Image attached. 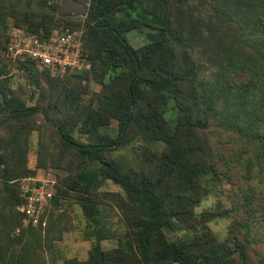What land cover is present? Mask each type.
<instances>
[{
  "label": "trees",
  "instance_id": "trees-1",
  "mask_svg": "<svg viewBox=\"0 0 264 264\" xmlns=\"http://www.w3.org/2000/svg\"><path fill=\"white\" fill-rule=\"evenodd\" d=\"M46 4L17 8L0 0V49L8 40L7 15L38 35L80 24L56 3ZM199 22L187 0H89L83 42L91 65L77 74L101 88L67 84L24 62L27 73L48 85L34 104L10 86L0 53V264H45L33 248L43 225L24 223L18 208L19 177L36 171L27 165L26 149L40 116L50 163L65 170L51 204L78 202L91 230L86 235L94 238L87 258L64 264H264V33L254 34L264 19L249 29L252 48H230L226 68L212 79L195 57L197 45L218 52L224 42L210 32L208 42ZM142 28L148 40L133 46L127 32ZM112 121L115 134L106 129ZM136 135L160 145L139 169L112 154ZM223 173L238 183L239 199L197 212ZM106 180L123 190L105 192L108 203L99 197ZM107 206L123 218L124 231L109 226ZM44 215L49 234L52 208ZM218 216H232L223 238L205 224ZM105 237H115L116 245L103 247Z\"/></svg>",
  "mask_w": 264,
  "mask_h": 264
},
{
  "label": "rangeland",
  "instance_id": "rangeland-1",
  "mask_svg": "<svg viewBox=\"0 0 264 264\" xmlns=\"http://www.w3.org/2000/svg\"><path fill=\"white\" fill-rule=\"evenodd\" d=\"M82 1L89 5V0ZM4 2L9 7L14 6L17 8H26L31 6L36 8L38 7V3L43 2H47L48 4L56 3L59 7L62 0H4ZM262 3H264V0L263 2H258V0H187V5L190 6L193 14L200 20L199 28L200 31L206 34V40L210 42L214 38L224 42V49L219 48L218 52L215 51V49H212V47L203 48L201 44L197 45L195 57L197 58V61L199 60V62L203 64V69L209 73V78H213L214 72L226 68L227 54L229 53L230 48L239 46H242L245 50H250L252 48L251 42L253 34L249 29H253L256 26L254 23L255 21L262 22L264 19ZM46 5H44L45 8H47ZM193 6L196 8H193ZM217 8L226 9L228 14H218ZM67 16L77 20V23L80 24L74 25V27H77L84 32L83 23L85 21V14H76L75 12H72L67 14ZM5 20L7 25L6 33H8L9 26L15 22L11 15H7ZM262 23L263 25H260L259 31L254 33L257 36H262L264 33V22ZM147 30V28H142L141 30H129L127 32L129 42L133 46H139L140 44L145 43L148 40L146 35ZM209 32L214 34L213 38L208 36ZM4 50L5 49H0V53L6 60L7 76L10 86L15 88V90L17 89L22 92L21 95L26 98L27 104L36 103L37 99L41 96V85L47 87V83L42 78H39L37 81L35 76L33 77L32 74L30 75L27 73L28 70L26 69V65H23L22 63H12L11 60L4 55ZM88 68H81L77 71L55 76H60L61 78L64 77L67 84L80 86L87 85L90 90H99L101 84L95 79L89 78V81H86L85 78L78 77L77 73H82V71H85ZM74 73L77 75H74ZM81 97L82 100H86L88 94L82 93ZM213 104L215 107L217 104L220 105L221 99H217ZM41 119L42 116L37 119L40 128L33 129L27 138V149L25 148L27 152V165L29 168L36 169L34 174L28 175H33L41 180L46 178L55 179V193L58 180L57 176L60 173H64L65 170L53 167L50 163L46 150V146H49V141L46 144L47 127L45 125H40L42 124ZM106 129L115 134L116 123L114 121L110 122ZM75 133L77 136L87 140L86 134L79 133L77 130ZM159 148L160 145L144 141L136 135L132 137V141L113 150L112 154L122 165H130L139 169L142 159L144 160L151 155V151H158ZM234 150L239 151L242 155L245 154V152H241L240 147L236 149L234 146ZM41 151L45 154H41ZM137 152H139V157L136 155ZM45 155L47 165L38 166L39 159ZM246 158H248V160L250 159L249 157ZM242 161L244 162L245 160L242 159ZM220 168L224 167L220 165ZM28 175H23L21 177ZM217 180L218 183L195 207L197 212L204 209H213L218 202H221L225 206H231L239 199V185L237 182H233L231 178L229 179V176L226 175V173H223ZM107 191L123 192L119 185L111 180H106L99 188V193L101 192V196L99 197L106 200L107 203L111 201L106 195H104ZM50 207L52 208V216L49 224V227H52L51 231L49 234H46L44 225L41 227V241L34 244V250L37 248L40 250L45 264H64L66 258L73 256L78 259L87 258L89 248L94 238H88L86 235V233L91 230L87 226L88 220L83 214L81 205L75 201L69 203L67 199H64L63 203L60 205L53 206L51 204L49 208ZM107 213L109 214V226L119 230V232L126 229L124 220L118 212L107 206ZM231 219L232 216H218L206 221L205 224L220 238H223L227 234V225ZM260 224V221H258L257 226H260ZM102 245L105 248L115 246L116 238L105 237L102 239Z\"/></svg>",
  "mask_w": 264,
  "mask_h": 264
},
{
  "label": "built area",
  "instance_id": "built-area-1",
  "mask_svg": "<svg viewBox=\"0 0 264 264\" xmlns=\"http://www.w3.org/2000/svg\"><path fill=\"white\" fill-rule=\"evenodd\" d=\"M4 55L12 63H31L36 69L52 75H63L88 68L90 63L84 50L83 32L66 25L53 28L46 35L29 32L11 24ZM55 179H39L33 175L19 178L23 202L18 208L24 213V223L44 225L45 211L51 205Z\"/></svg>",
  "mask_w": 264,
  "mask_h": 264
},
{
  "label": "water",
  "instance_id": "water-1",
  "mask_svg": "<svg viewBox=\"0 0 264 264\" xmlns=\"http://www.w3.org/2000/svg\"><path fill=\"white\" fill-rule=\"evenodd\" d=\"M58 12L60 14H70L72 12L76 14H86L87 5L80 0H62Z\"/></svg>",
  "mask_w": 264,
  "mask_h": 264
}]
</instances>
